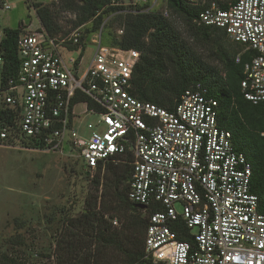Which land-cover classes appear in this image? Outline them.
Listing matches in <instances>:
<instances>
[{
	"label": "built area",
	"instance_id": "1",
	"mask_svg": "<svg viewBox=\"0 0 264 264\" xmlns=\"http://www.w3.org/2000/svg\"><path fill=\"white\" fill-rule=\"evenodd\" d=\"M198 22L224 29L245 47L237 64L251 52L242 89L247 100L264 103V0H236L226 10L213 3ZM83 35L82 27L66 36H52L43 26L23 29L17 40L20 69L8 77L0 27V106L18 110V135L47 150L78 151L92 177L101 163L118 164L132 155L128 198L150 210L145 264H264V213L251 189L253 167L235 149L232 133L219 126L218 101L201 83L174 109L140 101L130 93L140 52L103 45L100 31L91 37L96 51L85 65ZM79 93L103 109L105 130L88 139L75 127ZM10 138L11 128L0 130V144Z\"/></svg>",
	"mask_w": 264,
	"mask_h": 264
},
{
	"label": "trees",
	"instance_id": "2",
	"mask_svg": "<svg viewBox=\"0 0 264 264\" xmlns=\"http://www.w3.org/2000/svg\"><path fill=\"white\" fill-rule=\"evenodd\" d=\"M235 2L236 0H201L199 3L166 0L169 17L164 12L151 9L149 1L125 6L115 5L114 0H60L59 8L75 16L74 28H83V46L86 47L91 37L100 31L103 40L104 30L109 28L106 46L140 52L130 90L138 100L174 109L181 96L193 85L201 83L208 89L210 96L219 104V126L232 133L235 149L244 153L253 167L251 189L259 198V211L264 213V103L254 104L247 100L242 89L244 64L249 60L251 52L244 53L242 63L237 64L235 58L245 47L232 42L224 29L198 22L200 13L213 3L226 10ZM34 5L43 28L50 35L59 36L62 28L56 21L54 10L42 3ZM3 6L4 2L0 0V7ZM116 18L120 20V30L124 31L122 35L116 34ZM24 28H3L6 35L1 48L5 58L3 74L8 77H16L20 69L17 40ZM198 47L208 48L217 64L205 60L198 52ZM75 49L77 48L71 50ZM82 103L87 105L89 111H103L98 103L79 93L73 100V107ZM18 121V110L0 106V130H12L13 138H10L9 143H14L17 139L26 148L45 150L37 140L18 135ZM132 162V155L128 154L118 164L108 162L99 165L91 181L96 193L85 194L81 217L67 219L68 209L60 207L55 214L61 221L55 222L54 214L46 218L47 224L53 227L63 222L72 224L67 226L69 230H77L79 228L76 223L80 222L83 229L90 227L94 231L91 238H83L81 242L76 241V233L71 234L67 240L59 239L54 249L57 258L55 264H91L92 256L66 255L92 247L93 241L101 247L113 246L123 255L120 264L146 263L145 238L150 210L137 208V204L128 198ZM103 171L114 189L109 200H106L105 191L99 194ZM91 175V172L84 174L88 181ZM106 214L120 219L119 230L111 232L112 224L105 219ZM180 239L185 240L186 234ZM11 246L27 245L16 239ZM52 255L44 254L43 257L50 258ZM27 261L22 256H0V264H27Z\"/></svg>",
	"mask_w": 264,
	"mask_h": 264
},
{
	"label": "rangeland",
	"instance_id": "3",
	"mask_svg": "<svg viewBox=\"0 0 264 264\" xmlns=\"http://www.w3.org/2000/svg\"><path fill=\"white\" fill-rule=\"evenodd\" d=\"M59 1L3 0L4 4L11 6V9L0 7V27L16 29L24 26V30L37 31L42 24L34 4L42 3L54 10L56 21L62 28L59 36H66L75 29L73 24L75 16L61 11ZM147 1L150 2L151 9L159 12L167 10L166 0H142L140 3ZM123 3L125 6H130L131 0H124ZM119 24L120 20L116 18L114 27L117 35L120 30ZM108 31L109 28L104 30L103 45H108ZM95 51V46L91 42L87 43L84 53L85 65L92 59ZM198 52L205 60L217 64L208 48L198 47ZM75 111L77 114L75 127L83 138L88 139L93 131L105 130L100 114L88 111L86 104L77 105ZM90 125L92 128H89ZM86 168V163L80 159L78 151L68 146H65L61 152L26 148L17 139L14 143L0 144V256L3 254L22 256L28 259L27 264H55L57 258L54 249L61 236L59 229L56 230L47 224L46 218L54 214L55 222L61 221L55 214L60 207L68 209L67 219L82 216L85 194L96 193V188L91 182L94 177L91 175L88 181L84 176ZM104 173L103 171L101 174L99 194L105 191L106 200H109L113 196L114 189ZM105 219L112 224V233L120 229V219H114L111 214H106ZM59 224L55 226H61ZM18 226L24 228L19 230ZM89 231L90 233H77L76 241L81 242L83 238H91L94 231L91 229ZM69 236L66 234V238L62 240H67ZM16 239L27 246L12 247V241ZM94 242L92 247L83 248L77 253L73 252L66 256H92L91 264H120L123 255L113 246L101 247ZM49 253L53 254L52 257H43L44 254Z\"/></svg>",
	"mask_w": 264,
	"mask_h": 264
},
{
	"label": "flooded vegetation",
	"instance_id": "4",
	"mask_svg": "<svg viewBox=\"0 0 264 264\" xmlns=\"http://www.w3.org/2000/svg\"><path fill=\"white\" fill-rule=\"evenodd\" d=\"M85 172H86V174H88L89 173V171H88V168H86V170H85ZM71 223H63V222H61L59 225H61V226H54V228L56 229V230H58L59 229V233H60V236L61 237H59L60 238V240L61 241H63L62 239H64V238H66V234L67 235H71V234H73V233H80V234H84V233H90V227H87L86 229H83V224L82 223H80V222H78V223H76L77 224V226H78V228L79 229H77V230H69L68 229V225H70ZM72 225V224H71ZM21 229H23V228H21ZM20 230V229H19ZM66 240V239H65Z\"/></svg>",
	"mask_w": 264,
	"mask_h": 264
},
{
	"label": "water",
	"instance_id": "5",
	"mask_svg": "<svg viewBox=\"0 0 264 264\" xmlns=\"http://www.w3.org/2000/svg\"><path fill=\"white\" fill-rule=\"evenodd\" d=\"M88 171H89V169H88ZM136 207H137V208H140V209H143V210H145V209H146V207H145V206H143V205H136Z\"/></svg>",
	"mask_w": 264,
	"mask_h": 264
}]
</instances>
